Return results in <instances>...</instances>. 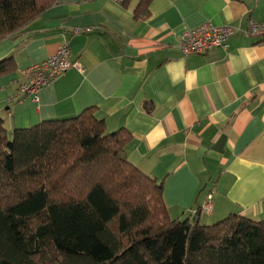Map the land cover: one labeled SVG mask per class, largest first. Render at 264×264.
I'll use <instances>...</instances> for the list:
<instances>
[{
	"label": "crops",
	"instance_id": "crops-1",
	"mask_svg": "<svg viewBox=\"0 0 264 264\" xmlns=\"http://www.w3.org/2000/svg\"><path fill=\"white\" fill-rule=\"evenodd\" d=\"M264 0H56L0 41V116L7 132L94 109L107 132L127 129V159L162 182L169 216L212 224L264 219ZM230 25L225 47L183 55L185 30ZM66 44L69 67L19 98L24 70ZM211 195V211L202 207Z\"/></svg>",
	"mask_w": 264,
	"mask_h": 264
},
{
	"label": "trees",
	"instance_id": "trees-1",
	"mask_svg": "<svg viewBox=\"0 0 264 264\" xmlns=\"http://www.w3.org/2000/svg\"><path fill=\"white\" fill-rule=\"evenodd\" d=\"M56 0H0V41ZM16 70L0 60V77ZM127 129L87 108L8 135L0 116V264H264V219L169 216L162 182L126 157Z\"/></svg>",
	"mask_w": 264,
	"mask_h": 264
},
{
	"label": "built area",
	"instance_id": "built-area-1",
	"mask_svg": "<svg viewBox=\"0 0 264 264\" xmlns=\"http://www.w3.org/2000/svg\"><path fill=\"white\" fill-rule=\"evenodd\" d=\"M124 2L126 0H112ZM235 28L230 25H214L203 23L202 25L185 30L179 42V49L183 55L202 54L211 49L225 47ZM244 34L264 40V22L250 20ZM70 51L66 44L61 45L57 51L45 60L35 63L24 70L26 81L18 90L16 99L31 98L38 100V93L45 86L51 84L54 79L66 71L69 67H77V63L71 62ZM211 195L202 207V210L211 211Z\"/></svg>",
	"mask_w": 264,
	"mask_h": 264
},
{
	"label": "rangeland",
	"instance_id": "rangeland-1",
	"mask_svg": "<svg viewBox=\"0 0 264 264\" xmlns=\"http://www.w3.org/2000/svg\"><path fill=\"white\" fill-rule=\"evenodd\" d=\"M10 133H11V132H8V135H9V136H10Z\"/></svg>",
	"mask_w": 264,
	"mask_h": 264
}]
</instances>
